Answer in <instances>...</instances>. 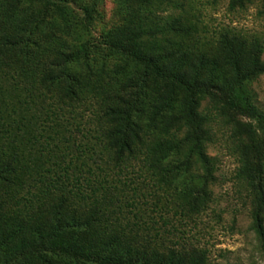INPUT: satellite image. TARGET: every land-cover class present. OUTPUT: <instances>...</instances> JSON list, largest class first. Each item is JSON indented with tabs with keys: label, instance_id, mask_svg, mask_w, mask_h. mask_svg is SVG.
Returning a JSON list of instances; mask_svg holds the SVG:
<instances>
[{
	"label": "trees",
	"instance_id": "obj_1",
	"mask_svg": "<svg viewBox=\"0 0 264 264\" xmlns=\"http://www.w3.org/2000/svg\"><path fill=\"white\" fill-rule=\"evenodd\" d=\"M122 1L124 22L101 36V45L120 60L114 69L121 76L111 83L115 92L100 112L104 150L120 170L137 163L159 168L164 183L167 177L185 174L187 188L180 205L185 213L198 214L208 207L215 181V162L206 154L212 124L229 126L235 139L236 175L248 187L252 228L264 243V111L248 88L250 81L264 74L262 41L225 30L210 50L193 51L186 41L193 28L180 0ZM255 1L264 13V0H227V7L243 9ZM0 6L1 23L10 27L0 33V59L13 57L28 64L29 45H37L35 35L44 27L49 28V42L55 31L73 33L70 24L75 18L64 0H0ZM82 10L81 23L88 26L93 6L84 5ZM72 47L54 49L48 69L36 76L38 84L55 90L59 99L77 98L79 80L69 70L70 63H87L83 44ZM4 98L0 101V264H208L202 248L165 247L148 234L124 232L117 218L109 216L114 210H107L105 200L111 203L112 198L102 183L90 185L89 192H76L61 189L62 184L53 180V190L59 192L43 207L44 196L52 189L42 174L28 183L29 170L13 130L12 114L20 109L14 100ZM202 100L206 104L201 108ZM50 115L57 116L56 110ZM98 188L106 195L98 196ZM96 232L100 238H91Z\"/></svg>",
	"mask_w": 264,
	"mask_h": 264
},
{
	"label": "rangeland",
	"instance_id": "obj_2",
	"mask_svg": "<svg viewBox=\"0 0 264 264\" xmlns=\"http://www.w3.org/2000/svg\"><path fill=\"white\" fill-rule=\"evenodd\" d=\"M180 1L187 23L193 28L191 37L186 38L191 50H210L218 33L225 30L257 37L264 46V13L260 12L258 2L230 10L227 0ZM64 3L75 18L70 24L73 32L70 36L55 31L49 42L46 36L49 28L44 27L35 35L37 45H29L28 64L16 62L13 57L0 59V101L12 95L9 99L20 109L12 114L13 130L17 134L15 143L29 170L28 183L42 174L46 176L44 183L52 189L44 196L43 207L53 202L59 192L53 190V180L62 184L61 189L76 192H89L90 185L98 187L102 183L109 187L107 197L112 198L111 203L105 200L107 210H114L109 216L115 221L117 218L124 232L148 234L165 247L202 248L207 252L208 264H264V243L252 228L251 195L245 182L236 175L235 139L229 126L222 122L212 124V141L206 146V154L215 162V181L210 185L208 207L198 214L185 213L180 205L187 188L185 174L167 177L169 181L164 183L160 179L164 171L159 168L137 163L120 170L114 165L100 138L104 127L100 112L115 92L111 83L121 77L114 69L120 60L101 45V36L105 30L124 22L125 5L122 0H64ZM84 5L93 6L88 26L80 20ZM2 6L0 33L10 29L7 22L1 23ZM179 10L174 12L181 13ZM80 43L87 63L73 61L69 69L79 80V86L75 87L77 98L59 99L55 90L48 91L38 84L36 76L48 69L54 49L69 50ZM261 59L264 60V49ZM24 87L30 88L29 95ZM248 88L254 102L264 111V74L250 81ZM205 104L202 100L201 108ZM53 109L57 116H49ZM172 159L170 156L169 161ZM104 191L98 188V196ZM90 237L98 239L100 235L96 232Z\"/></svg>",
	"mask_w": 264,
	"mask_h": 264
}]
</instances>
